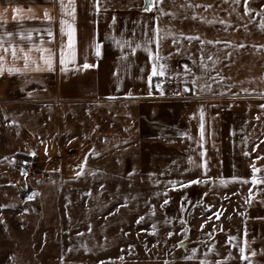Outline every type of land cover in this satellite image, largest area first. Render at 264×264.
<instances>
[{
    "label": "rangeland",
    "instance_id": "1",
    "mask_svg": "<svg viewBox=\"0 0 264 264\" xmlns=\"http://www.w3.org/2000/svg\"><path fill=\"white\" fill-rule=\"evenodd\" d=\"M98 3L126 19L121 34L143 30L144 38L136 32L130 41L135 52L143 46L163 59L167 75L159 77L174 79L179 93L166 99L152 86L159 98L213 109L242 96L248 137L231 152L238 167L217 155L222 130L215 118L209 153L194 139L182 141L186 157L169 162L135 145L129 101L113 107L114 125L107 104L65 106L45 82L33 98L3 88L0 264H264V0H152L150 11L145 0ZM199 150L202 159L193 155ZM23 161L31 173L21 171ZM253 167H260L256 184ZM28 186L33 193L25 200Z\"/></svg>",
    "mask_w": 264,
    "mask_h": 264
},
{
    "label": "crops",
    "instance_id": "2",
    "mask_svg": "<svg viewBox=\"0 0 264 264\" xmlns=\"http://www.w3.org/2000/svg\"><path fill=\"white\" fill-rule=\"evenodd\" d=\"M98 1L72 0L75 6V20L72 21V17L67 15V10L70 9L61 7L62 4L68 6L70 0H0V39L3 40V47H0V57H3L0 60V64H3L0 81L4 83L0 90L15 88L18 98L22 95L33 98L38 97L42 88L40 83L45 82L54 98L64 101L65 106L75 102L81 106L94 102L95 107L107 104L111 107L109 113L114 125L117 123L118 112L113 107H117L120 101H129L135 113L133 128L134 135L138 137L135 145L142 147L143 156H156L159 159L164 157L169 162H179L186 157L180 145L182 141L188 144L194 139L198 146L209 153L207 130L215 118L219 124L218 129L222 130L221 137L218 136L215 140L217 155L221 156L223 163L233 161V166L238 167L235 155L231 152H236L237 147L240 149L248 137V111L246 103L240 100L242 96L233 102L231 96H228L221 104L212 105L213 109L207 108L206 102L184 104L159 98L152 84H149V75L153 64L157 65L163 59L157 60L152 54L150 57V52L144 51L143 44L135 52L130 41L138 32L144 38L143 30L134 28L121 34L118 25L120 21L125 23L124 18L127 17L121 15L124 20H120L116 11L103 12ZM45 12L51 17L50 21L45 19ZM61 19L72 22L75 28V59L66 60L65 65L60 64V52L63 48L67 53L68 37L67 29L61 34ZM104 19H107L106 22L110 20L107 23L111 27L109 33L102 30ZM49 30L53 33L52 37L47 34ZM9 32L12 33L11 36L6 35ZM97 46L99 56L96 55ZM13 47L17 52L15 58L12 56ZM5 48L8 49L7 52L4 51ZM24 54L29 57L27 67ZM50 54L53 61L51 69L42 59ZM146 61L150 63L148 69L144 67ZM85 63L92 67L85 68ZM9 68L19 71L9 73ZM192 91L195 92L194 84ZM129 92L131 96L128 95ZM200 96L207 97L204 94L196 95ZM211 110L215 115L210 113ZM102 111L104 114L108 113L105 109ZM190 129H194L193 133ZM204 150L193 155L202 159ZM240 172L241 168L237 175L244 177ZM208 175L209 178L212 177L210 173Z\"/></svg>",
    "mask_w": 264,
    "mask_h": 264
},
{
    "label": "snow or ice",
    "instance_id": "3",
    "mask_svg": "<svg viewBox=\"0 0 264 264\" xmlns=\"http://www.w3.org/2000/svg\"><path fill=\"white\" fill-rule=\"evenodd\" d=\"M146 2V5L147 7H145V11H150L151 10V7H152V0H145ZM62 9H65L67 7V9H70V10H67V15L68 16H71L72 17V21L75 20V6L74 4L72 3V0H70L69 2V5L68 6H65V5H61ZM15 11V10H14ZM45 19L47 20H51V17L48 15L47 12H45ZM61 34L63 35L65 33V29H67V37H68V44H67V53H65L64 49L62 48L61 49V52H60V64L61 65H65L66 63V60H74L75 59V48H74V41H75V28H74V25L72 22H69L67 20H64V19H61ZM48 36L49 37H52L53 33L49 30L48 31ZM7 36H11L12 33H6ZM21 37L23 38V33H21ZM31 37V34L29 33L28 34V38L30 39ZM188 39H198V37H189ZM0 47H3V40L0 39ZM5 52L8 51L7 48L4 49ZM50 51V50H48ZM21 52H23V49H21ZM96 55L99 56L100 55V52H99V46H97V51H96ZM12 56L15 58L17 57V52H16V49L13 47L12 48ZM150 57H151V53H150ZM24 58V61H25V67L28 66V61H29V57L27 54H24L23 56ZM42 59L44 60V63L48 66L49 69H51L52 67V56L51 54L46 56V57H42ZM157 59H159V57L157 56ZM0 60H3V57H0ZM84 67L85 68H88V67H92V65H88L87 63L84 64ZM186 67V66H185ZM165 69H166V65L164 64H159L158 66L154 63L153 64V67H152V71H151V74L149 75V84L151 85V80H152V77H159V76H164L165 75ZM62 71L64 70L63 68L61 69ZM9 73L13 72V71H19V69H12V68H9L8 69ZM3 72V64H0V73ZM157 89H160V85L157 84L156 85ZM187 90V89H186ZM160 94L163 95V91L161 90L160 91ZM129 96H131V92L128 93ZM149 95H151V91H149ZM262 107H264V105H262ZM202 115V113H201ZM201 138H203V123L201 124ZM33 155H35V153H32ZM203 155V153L201 154ZM189 160L191 161V158H189ZM253 177H252V183L253 184H256L257 183V180H256V177H255V173L258 171V169H256L255 167H253ZM201 181L199 180H191L188 182V184H194V183H200ZM244 183H247L248 181H243ZM188 185L186 184H180L179 187H187ZM206 195V194H205ZM29 199H31V197H29ZM168 203V200H165L164 201V204H167ZM163 207V205H162ZM217 219H219V216L216 217ZM143 220V217H141L137 223H140L141 221ZM201 228H203V225H201ZM153 229H155V226L153 225ZM154 234V233H153ZM79 235H82V234H79ZM172 233H169V236H171ZM230 239H234V237H230ZM193 252H195V249H193ZM241 252L243 253L244 252V249L242 248L241 249ZM189 259L191 257H188ZM242 259H247L246 256H242L241 257ZM201 264H204V262L202 261Z\"/></svg>",
    "mask_w": 264,
    "mask_h": 264
},
{
    "label": "built area",
    "instance_id": "4",
    "mask_svg": "<svg viewBox=\"0 0 264 264\" xmlns=\"http://www.w3.org/2000/svg\"><path fill=\"white\" fill-rule=\"evenodd\" d=\"M157 84L160 85V89H157ZM152 86L159 94L162 90L164 94L160 95L166 99L175 98L177 97L176 95L179 93V86L177 85V83L168 78L156 77L152 82ZM32 169L33 166L29 161H23L21 163V171L23 173H31Z\"/></svg>",
    "mask_w": 264,
    "mask_h": 264
},
{
    "label": "water",
    "instance_id": "5",
    "mask_svg": "<svg viewBox=\"0 0 264 264\" xmlns=\"http://www.w3.org/2000/svg\"><path fill=\"white\" fill-rule=\"evenodd\" d=\"M32 193H33V189L30 186H28L27 191L21 192L22 197L25 200L29 199V197H31Z\"/></svg>",
    "mask_w": 264,
    "mask_h": 264
}]
</instances>
